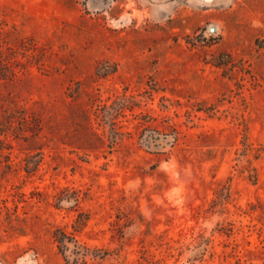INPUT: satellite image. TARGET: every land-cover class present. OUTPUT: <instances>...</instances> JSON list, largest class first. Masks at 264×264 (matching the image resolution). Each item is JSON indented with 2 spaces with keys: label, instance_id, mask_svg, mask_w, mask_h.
Segmentation results:
<instances>
[{
  "label": "rangeland",
  "instance_id": "rangeland-1",
  "mask_svg": "<svg viewBox=\"0 0 264 264\" xmlns=\"http://www.w3.org/2000/svg\"><path fill=\"white\" fill-rule=\"evenodd\" d=\"M1 130L0 264H264V0H0Z\"/></svg>",
  "mask_w": 264,
  "mask_h": 264
},
{
  "label": "trees",
  "instance_id": "trees-1",
  "mask_svg": "<svg viewBox=\"0 0 264 264\" xmlns=\"http://www.w3.org/2000/svg\"><path fill=\"white\" fill-rule=\"evenodd\" d=\"M80 117L83 119V125H82L83 128H85V130L86 129H89L91 131L90 132L91 135H94L98 139H100V137L97 136V134L92 131V124L90 122V118H89L88 111H85V110L82 111L81 114H80ZM2 131L5 132V130H1L0 133H2ZM119 134H122V133H119ZM58 199H59V201H62L63 198L58 197ZM78 200H79V198L76 199V201H78ZM88 219H89V214H86L84 212H80L79 215H78L77 221H76V228L77 229H81L82 227H84L86 225ZM61 235L62 236L63 235L65 236L66 234L63 231L58 230L57 231V236H56L57 237L56 239H57L58 242H61L62 241V236ZM66 237H67L68 240L74 239V237H73L72 234H68L67 233V236Z\"/></svg>",
  "mask_w": 264,
  "mask_h": 264
},
{
  "label": "water",
  "instance_id": "water-1",
  "mask_svg": "<svg viewBox=\"0 0 264 264\" xmlns=\"http://www.w3.org/2000/svg\"><path fill=\"white\" fill-rule=\"evenodd\" d=\"M212 30H215V27Z\"/></svg>",
  "mask_w": 264,
  "mask_h": 264
}]
</instances>
